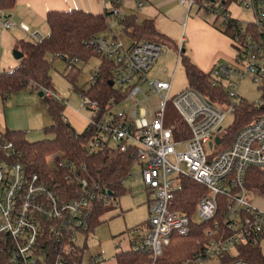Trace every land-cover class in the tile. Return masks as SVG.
Here are the masks:
<instances>
[{
	"label": "built area",
	"instance_id": "2783aa9c",
	"mask_svg": "<svg viewBox=\"0 0 264 264\" xmlns=\"http://www.w3.org/2000/svg\"><path fill=\"white\" fill-rule=\"evenodd\" d=\"M234 1L253 14L252 22L240 21L228 13L227 8ZM195 3L196 0H181L188 8ZM120 4L121 0H111L109 11L116 19L123 16ZM201 6L217 14L219 7L223 9L222 30L236 24L237 31L230 38L235 48L234 61L220 63L209 72L211 85L224 88L228 104L212 103L188 87L173 96L186 130L178 129L176 124L166 126L165 109L171 98L172 81L151 79L148 75L163 55V45L153 41L125 45L117 36L101 35L92 43L97 57L112 63L111 87H117L121 98L110 97L103 106L100 100L85 93L98 80L99 69L90 75L87 88L75 91L88 112L85 132L89 153L108 149L126 154L131 164L121 183L125 186L128 179H140L154 193L147 201L150 218L144 237L131 249L148 251L154 264L172 234L189 233L190 216L184 210L171 208V203L183 189V181L191 180L208 191L197 202L195 213L202 222L210 223L206 230L209 240L199 254L182 264H252L234 257L237 247L256 245L264 238V210L246 199L244 188L246 171L251 167L264 168V114L240 129L230 145L219 151L216 147L223 143L224 122L243 98L239 94L241 81L247 76L258 84L264 81V0H204ZM0 26L4 30L18 27L3 10ZM19 28L30 32L25 24ZM31 36L37 41L43 39L40 33ZM83 63L84 60L74 58L69 67ZM167 72L165 68L164 73ZM39 92L45 100L66 104L55 90L40 87ZM154 96L160 100L156 105L149 102ZM122 103L125 107L116 108ZM217 136L221 137L220 144L215 141ZM3 149L9 154L14 152L11 142L4 143ZM49 157L54 162L51 167L65 170V179L70 176L79 193L66 197L59 190L62 184L53 178L29 171L19 161L0 157V248L15 264H93L102 254L85 256L77 240L82 236L87 243L93 227L94 201L109 204L114 200L117 206L116 196L105 185L92 183L84 175L86 165L80 167L58 152ZM228 258L232 259L226 261Z\"/></svg>",
	"mask_w": 264,
	"mask_h": 264
},
{
	"label": "trees",
	"instance_id": "16d2710c",
	"mask_svg": "<svg viewBox=\"0 0 264 264\" xmlns=\"http://www.w3.org/2000/svg\"><path fill=\"white\" fill-rule=\"evenodd\" d=\"M204 0H196L200 6ZM18 0H0V10L10 16ZM110 11L94 13L83 9L71 8L66 10H49L46 13V22L49 26V34L42 40H17L16 50L23 53L20 63L10 70L0 72V97L8 98L22 91L39 92L40 87L55 90L51 76V69L55 58H60L66 63V77L75 83L81 75L82 69L77 66L69 67L71 59L78 58L87 61L91 56H97L93 46V40L111 29ZM124 32L133 42L149 41L151 37L164 36L156 27L153 19L137 20L133 15L122 16L117 19ZM236 24H231L223 29L224 34L233 37L237 31ZM181 59L186 71L189 87L195 88L202 96L212 103L224 105L229 103L227 93L223 87L212 86L210 73L201 70L192 59L181 52ZM112 63L101 60L98 70V80L85 90V93L100 100L103 106L110 97L120 99L122 93L109 85ZM83 90L75 85L74 90ZM261 97L257 102H249L242 98L235 104L233 124L223 128L222 138L225 145H230L236 134L244 126L250 124L258 116L264 114V81L259 84ZM47 111L52 120L51 124L44 128L46 134L52 135L35 142L26 139L22 130H0V157L9 161L23 163L29 171L39 172L62 184L59 189L66 197H75L79 193L77 184L71 182L70 176L65 179V170H54L48 162V157L53 153H60L63 158L72 160L78 166L86 165L84 175L92 183L99 184L113 191L115 196L126 191L121 183L131 164L130 158L123 153L108 149L89 153L86 143L88 134L78 133L64 120L66 104L56 99L46 100ZM178 129L186 130L184 124L179 121ZM11 142L14 152L9 154L3 149V144ZM244 188L246 191L258 190L264 193V168L251 167L245 173ZM208 193L207 189L191 180L183 181V189L175 194L171 208L184 210L191 219L190 231L187 235L174 233L171 235L163 254L154 264H182L186 259L199 254L209 237L206 234L210 226L208 222H196L193 220L197 202ZM222 199V198H221ZM92 211V226L99 223L101 215L106 209L102 200H95ZM92 227V228H93ZM238 254L234 257L245 259L252 264H264V255L260 243L245 244L237 247ZM230 257V256H227ZM233 258V259H234ZM228 258L226 261H230ZM117 264H153L148 251L133 249L121 250L116 253ZM225 261V262H226ZM0 264H15L2 252L0 248Z\"/></svg>",
	"mask_w": 264,
	"mask_h": 264
},
{
	"label": "rangeland",
	"instance_id": "374dc122",
	"mask_svg": "<svg viewBox=\"0 0 264 264\" xmlns=\"http://www.w3.org/2000/svg\"><path fill=\"white\" fill-rule=\"evenodd\" d=\"M134 1L135 0H123L125 4L130 5ZM24 3L27 2H20L18 0L15 8L12 10L13 12H10L11 20L13 19L12 16H15V13L19 16V19H25L24 16L29 14V10L25 8L26 4ZM69 4L71 3H68V9L71 8ZM30 5L32 8L34 6L39 9L43 8L42 2L37 3L35 0H30ZM180 7L182 6L178 5V8ZM227 10L233 18L240 21L252 22L254 19L253 14L248 9H245L235 1L228 6ZM171 12L172 11H162L163 15H160L157 21L158 31L163 33L166 37L155 35L149 39V41L162 44L164 53L157 59L148 72L151 79H160L168 82L172 81L171 98L168 103H166L165 109V125L168 127L174 124L178 125L180 121L179 113L173 104V96L189 87L182 59H178L179 53L183 52L190 58H193L194 52H202L201 50L204 45L205 37H208V31L206 32V30L209 26L224 34L222 30L224 15L222 14L223 9L220 7L219 13L217 14L215 12H209L205 7L195 3L191 8L187 7L185 19L183 18V21H177V23L169 19ZM19 19L17 17V23L14 21L18 27L5 30L10 34L5 43L7 46V54L11 61L9 65L11 68L18 65L21 60L16 59L13 54L17 40L30 41L34 40L31 36L32 33H40L43 37H46L50 32L45 16L33 19L31 25L21 23ZM194 21L200 22V24L193 23ZM24 24L30 28V32H25L22 28H19ZM110 25L111 29L105 33V36H117L125 45H129L133 42L113 15L110 19ZM201 25L205 26L206 30ZM194 34L195 36L192 37ZM231 43L233 44V41H231ZM231 43L229 48L235 51ZM192 44L195 46L193 47ZM14 61L16 62L15 65ZM261 62H263V60H261ZM219 63H221V61ZM100 65L101 60L95 55L91 56L85 63L77 66L82 69V72L78 80L72 83L66 77V63L60 58H55L51 69L53 87L55 91L60 93L62 98L68 101V107L71 106L83 109V111L87 112L86 109L82 108L81 100L74 88L75 85L79 88H87L90 75L96 72ZM165 68L168 69L167 73H164ZM239 94L249 102H257L261 97L259 84L254 82L250 76H247L241 81ZM9 98L10 96L8 99ZM159 101L157 96L151 97L149 100L152 105H156ZM10 105L17 107L18 110L10 114L9 122H13L27 130V133L24 130L22 131L25 132L28 141L35 142L53 137L52 135L46 134L44 131L46 122L49 119V114L47 112L45 99L39 97L37 92L22 91L13 94L9 101V106ZM144 105L147 106L148 104L145 102ZM123 107H125V105L122 103L117 105L116 108ZM3 108L4 104H2L0 100V120L3 118L4 110H8L7 107H5L4 110ZM3 121L6 125L8 124L6 114ZM232 124L233 115H229L223 124V128H228ZM226 146L227 145L223 142L220 146L216 147V151L224 149ZM204 148L208 150L206 145H204ZM47 160L49 164L54 165L50 157H48ZM125 187L126 191L115 197L118 203L117 206L114 205V200L106 204V209L101 215L99 223L95 225L88 234L87 243L82 236L77 240V246L79 250L85 251V256L91 254L95 255L97 253L102 254V258L93 264H117L116 253L121 250H130L132 246L139 244L144 237L150 218L147 201L149 197L153 198L154 193L148 190L140 179H128L125 183ZM246 199L257 205L259 201H264V193L258 190H249L246 192ZM193 220L202 222L201 218L196 213ZM230 253H234V250H231Z\"/></svg>",
	"mask_w": 264,
	"mask_h": 264
},
{
	"label": "crops",
	"instance_id": "0c3cea01",
	"mask_svg": "<svg viewBox=\"0 0 264 264\" xmlns=\"http://www.w3.org/2000/svg\"><path fill=\"white\" fill-rule=\"evenodd\" d=\"M20 2L26 1L27 3L25 5V8L29 10V14L24 16L25 19H19V16L16 15L12 16L13 21L17 23V17L21 23H26L28 25H31L33 23V19L38 17L45 16L46 19V13L49 10H66L68 9V3H71V8H77V9H83L86 11L94 12V13H102L104 11H109L111 8V0H35V2L40 3L42 2L43 8H32L30 5V0H19ZM23 4V5H24ZM178 5L182 6L178 8ZM120 7L123 11V16L126 15H134L137 20L141 21L143 19H153L156 23L157 27V21L158 17L160 15H163L162 11L165 12H171L169 19L175 21L177 23L183 21V18L185 19V13L187 10V7L183 6L181 4V0H135L131 5L125 4L123 0H121ZM70 8V9H71ZM13 12V11H11ZM166 18V17H165ZM11 19V18H10ZM193 23L200 22L194 21ZM197 25V24H195ZM205 30L206 27L201 25ZM208 31V37H205L204 45L202 46V52H194L192 61L197 64V66L203 70L204 72H211L213 68L221 63H231L234 61L235 58V51H232L229 48V45L231 43V40L229 36L226 34L220 33L216 31L215 29L211 28L210 26L207 27L206 32ZM8 36L10 34L1 28L0 26V72L4 70H10L12 69L9 65L11 63L8 52H7V46H6V39H8ZM195 36L192 35V37ZM10 38V37H9ZM232 44V43H231ZM194 47L195 45L192 44ZM16 62L14 61V65ZM12 65V64H11ZM17 66V65H16ZM15 67V66H14ZM13 67V68H14ZM35 92V91H31ZM60 94V93H59ZM37 95L42 98V96L39 95V92H37ZM13 95L10 96V98L3 99L0 97V100L2 104H4V108L7 107L8 110H4L3 118L0 120V130L5 132L7 129L9 130H24L27 133V130L22 128V126H18L13 122H9V116L10 114H13L15 111L18 110L15 106H9V101L12 98ZM66 100V99H65ZM37 101V100H36ZM46 102V100H45ZM68 101L66 100V107L64 109L63 115L65 121H67L71 126L75 129L76 132L82 133L85 131L87 127V119H88V112L83 111V109H78L74 107H68L67 106ZM7 105V106H6ZM10 107V108H9ZM47 108V106H46ZM83 108V107H82ZM48 112V111H47ZM6 114V120L7 125L5 124L4 117ZM49 114V113H48ZM52 122L50 115L49 119L46 122V126L50 125ZM6 129V130H5ZM5 130V131H4ZM253 203V202H251ZM254 204V203H253ZM255 205V204H254ZM258 208L264 210V201H259L257 203ZM147 229V228H146ZM146 231V230H145ZM260 247L262 250V253L264 255V238L260 242Z\"/></svg>",
	"mask_w": 264,
	"mask_h": 264
},
{
	"label": "water",
	"instance_id": "95a60500",
	"mask_svg": "<svg viewBox=\"0 0 264 264\" xmlns=\"http://www.w3.org/2000/svg\"><path fill=\"white\" fill-rule=\"evenodd\" d=\"M13 54H14V57L16 58V59H21L22 57H23V53L21 52V51H19V50H14V52H13ZM113 81H109V85L110 86H113ZM39 95L40 96H42L43 97V93L42 92H39ZM215 141H216V143H218V144H220L221 143V137H219V136H217L216 138H215ZM212 144V142L210 143V145Z\"/></svg>",
	"mask_w": 264,
	"mask_h": 264
}]
</instances>
